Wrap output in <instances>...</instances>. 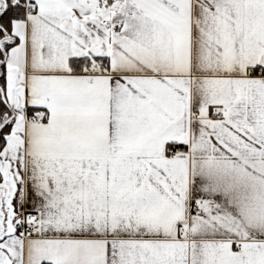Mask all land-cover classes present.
<instances>
[{
    "label": "snow or ice",
    "instance_id": "1",
    "mask_svg": "<svg viewBox=\"0 0 264 264\" xmlns=\"http://www.w3.org/2000/svg\"><path fill=\"white\" fill-rule=\"evenodd\" d=\"M0 264H264V0H0Z\"/></svg>",
    "mask_w": 264,
    "mask_h": 264
}]
</instances>
